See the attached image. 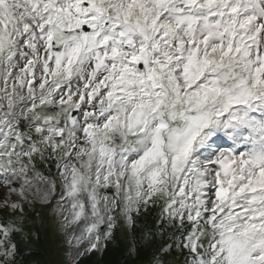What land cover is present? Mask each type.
Returning a JSON list of instances; mask_svg holds the SVG:
<instances>
[{"label":"snow or ice","instance_id":"6c2138e0","mask_svg":"<svg viewBox=\"0 0 264 264\" xmlns=\"http://www.w3.org/2000/svg\"><path fill=\"white\" fill-rule=\"evenodd\" d=\"M0 189V264H264V0H0Z\"/></svg>","mask_w":264,"mask_h":264},{"label":"trees","instance_id":"16d2710c","mask_svg":"<svg viewBox=\"0 0 264 264\" xmlns=\"http://www.w3.org/2000/svg\"><path fill=\"white\" fill-rule=\"evenodd\" d=\"M35 212L37 208H34ZM39 210V209H38ZM30 212L34 211L31 210ZM44 239L39 236L42 241L38 242L35 238L25 239L22 235L19 236L17 242L21 244V264H32L33 261L38 262V264H60L62 260L57 259V254L55 253L56 247L55 242L51 241L48 237ZM152 246H145L141 259L137 260L135 255H128V247L123 242L122 238L118 239V242L113 244V246H107L103 252L102 258L98 259L96 253H91L85 258L79 261V264H141L144 260L150 259L152 255ZM29 251L31 253H29ZM127 257V259H126Z\"/></svg>","mask_w":264,"mask_h":264},{"label":"rangeland","instance_id":"374dc122","mask_svg":"<svg viewBox=\"0 0 264 264\" xmlns=\"http://www.w3.org/2000/svg\"><path fill=\"white\" fill-rule=\"evenodd\" d=\"M2 191H3V189H0V192H2ZM41 211H42V210H40L39 212L41 213ZM52 237H53V234H52Z\"/></svg>","mask_w":264,"mask_h":264}]
</instances>
